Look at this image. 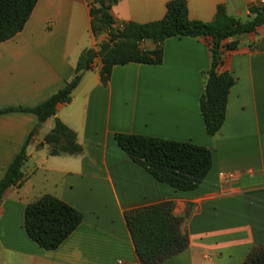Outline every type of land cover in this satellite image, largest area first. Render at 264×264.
Returning <instances> with one entry per match:
<instances>
[{
	"label": "crops",
	"instance_id": "crops-1",
	"mask_svg": "<svg viewBox=\"0 0 264 264\" xmlns=\"http://www.w3.org/2000/svg\"><path fill=\"white\" fill-rule=\"evenodd\" d=\"M173 0H107L116 27L164 19ZM191 21L213 22L218 7L247 22L249 0H185ZM94 0H39L24 30L0 44V111L34 108L75 75L85 50L104 36L92 30ZM218 72L236 83L226 121L209 136L200 99L212 65V39L179 37L163 44L161 65L113 68L104 86L95 63L72 101L31 137L38 119L0 115V180L28 144L26 181L5 194L0 207V264H140L125 213L162 203L185 219L189 248L162 264H245L264 247V26L227 43ZM158 44L145 41L152 51ZM63 122L77 135L79 155H50L45 138ZM117 134L140 135L206 147L213 167L200 187L182 192L156 181L118 146ZM45 195L83 215L82 224L55 250L41 248L25 229L26 208Z\"/></svg>",
	"mask_w": 264,
	"mask_h": 264
},
{
	"label": "trees",
	"instance_id": "trees-1",
	"mask_svg": "<svg viewBox=\"0 0 264 264\" xmlns=\"http://www.w3.org/2000/svg\"><path fill=\"white\" fill-rule=\"evenodd\" d=\"M39 0H0V44L21 33L31 18ZM185 0H173L167 6L163 20L148 24L128 23L116 27L112 4L107 0H94L91 8L92 30L96 37L107 33L108 42H101L98 49L85 50L78 61L73 79L34 108H12V112L36 116L31 137L49 119L57 115L60 104L72 101L74 91L84 74L102 65L100 75L104 86L109 83L113 68L128 64L161 65L163 44L172 38H211L212 65L205 78L200 110L209 136H216L226 121L228 97L236 81L230 73H219L226 52L235 50L238 42L227 43L264 26V8L250 10L247 22L230 16L226 7H218L213 22L191 21ZM145 41L158 44L155 50L142 47ZM115 140L124 153L138 166L145 169L156 181L172 188L190 192L197 190L213 167L210 149L189 142H176L140 135L117 134ZM30 141V140H29ZM8 167L0 180V207L7 191L26 181L24 166L28 144ZM50 155H79L83 148L77 135L63 122L56 120L55 128L45 138ZM172 203L152 205L125 213V220L140 264H162L189 248V236L183 231L185 219L173 213ZM83 215L64 201L45 195L30 204L25 211V229L34 242L45 250L60 247L82 224ZM245 264H264V247L255 248Z\"/></svg>",
	"mask_w": 264,
	"mask_h": 264
},
{
	"label": "built area",
	"instance_id": "built-area-1",
	"mask_svg": "<svg viewBox=\"0 0 264 264\" xmlns=\"http://www.w3.org/2000/svg\"><path fill=\"white\" fill-rule=\"evenodd\" d=\"M250 8H264V0H249ZM118 264H124L123 262H119Z\"/></svg>",
	"mask_w": 264,
	"mask_h": 264
},
{
	"label": "rangeland",
	"instance_id": "rangeland-1",
	"mask_svg": "<svg viewBox=\"0 0 264 264\" xmlns=\"http://www.w3.org/2000/svg\"><path fill=\"white\" fill-rule=\"evenodd\" d=\"M101 36H104V37L106 38V39H104L103 42H108V41H109V36H108L107 33H105V34H103V35H101Z\"/></svg>",
	"mask_w": 264,
	"mask_h": 264
}]
</instances>
